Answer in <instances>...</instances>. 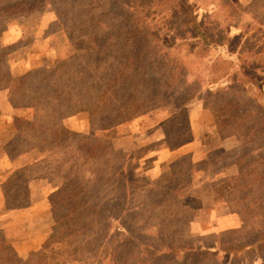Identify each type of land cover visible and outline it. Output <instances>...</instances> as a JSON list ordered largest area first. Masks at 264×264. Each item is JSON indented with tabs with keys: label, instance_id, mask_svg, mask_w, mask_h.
<instances>
[{
	"label": "rangeland",
	"instance_id": "rangeland-1",
	"mask_svg": "<svg viewBox=\"0 0 264 264\" xmlns=\"http://www.w3.org/2000/svg\"><path fill=\"white\" fill-rule=\"evenodd\" d=\"M130 1L0 0V244L23 263L136 264L174 243L167 264H264V0H184L192 25L179 0H137L158 39L101 107Z\"/></svg>",
	"mask_w": 264,
	"mask_h": 264
},
{
	"label": "trees",
	"instance_id": "trees-1",
	"mask_svg": "<svg viewBox=\"0 0 264 264\" xmlns=\"http://www.w3.org/2000/svg\"><path fill=\"white\" fill-rule=\"evenodd\" d=\"M129 2V0H128ZM184 0H179V14H181L184 18H188L187 20H191V25L193 24L192 18L193 15L190 13V10H188L186 6L183 4ZM127 8L130 9L129 14L133 12L135 14L136 20L131 19L130 15L127 16V21H123L121 23V26L118 30L120 35V40L123 42V44L131 49V51L124 57L125 64L122 65L120 72L116 75L112 76L106 84L103 86L96 85L94 88H98V93L95 98L94 102L95 104H100L101 107H104L108 104V101L112 103L115 99V92L113 91L116 87L117 92H121L122 95H125L123 93L130 92V89L135 87L136 84L134 79H136V72H139L141 69L145 68L144 61L148 60V53L150 52L148 50L149 45L153 42H155L158 39V34H155L154 31H156V24H153L151 22V19L148 18L149 13L157 11L154 4L152 7L149 8L148 4L145 2H139L137 0L130 1V4H127ZM126 10H122V15L124 13H128ZM107 11L105 13H102L100 15H109ZM142 15V18L139 19V17ZM113 15H110V17ZM100 17H97L96 20H98ZM111 19V18H110ZM111 21V20H110ZM155 27V28H154ZM194 28H196L193 25ZM159 31V30H158ZM196 34L200 35L199 32ZM96 37V36H95ZM161 57L160 59H162ZM166 60V58H165ZM153 62L157 61L159 63L157 66V70L159 69V64H163L164 58L162 60H157V58L152 59ZM134 68L132 71L129 69ZM161 71V70H159ZM162 76H164V80L162 81L163 87H168L173 79H175L174 75L169 74L167 71L161 72ZM159 74V73H158ZM97 90V89H96ZM141 101V100H137ZM127 105H131L130 101L127 100ZM127 107L126 105H124ZM128 108V107H127ZM230 108L228 105H222L220 107L221 109V118L226 117V110ZM122 107L119 109L121 111ZM235 109V108H234ZM117 112V111H116ZM220 118V119H221ZM232 121V118L229 119ZM229 120L225 122V120H220L217 122V134L219 136L224 137L223 131L225 129H228ZM76 197V195H75ZM54 212L56 211V208L54 209ZM257 241L261 242L264 245V234H261L257 237ZM164 244V243H163ZM167 245L166 251L164 254L157 258H146L145 255L144 258L140 259L136 264H167L166 258L172 257L176 255L179 250L184 251L180 247H177L174 243L164 244ZM252 247V246H250ZM184 248V247H183ZM243 250L242 246H240L239 251ZM182 253V252H179ZM147 256V255H146ZM164 258V261L162 260ZM45 262V259L41 262ZM147 261V262H146ZM0 264H41L37 261V263H29V262H21L18 260V258L13 254V252H10L5 246L0 244Z\"/></svg>",
	"mask_w": 264,
	"mask_h": 264
},
{
	"label": "crops",
	"instance_id": "crops-1",
	"mask_svg": "<svg viewBox=\"0 0 264 264\" xmlns=\"http://www.w3.org/2000/svg\"><path fill=\"white\" fill-rule=\"evenodd\" d=\"M0 157H1L2 162L7 163V157L3 151H2V153H0ZM8 164H10V163H8ZM5 165H7V164H5ZM9 167L10 168H8L6 166V168L3 171H1V174L6 176V178H7V176L11 175L13 173V171L16 169L13 166H9ZM3 204H4V202H3ZM0 205H1V203H0Z\"/></svg>",
	"mask_w": 264,
	"mask_h": 264
}]
</instances>
